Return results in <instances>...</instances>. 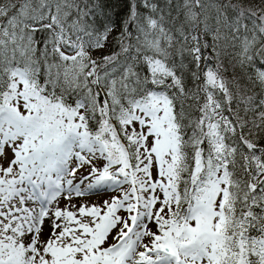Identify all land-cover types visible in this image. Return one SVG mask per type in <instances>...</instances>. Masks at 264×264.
Instances as JSON below:
<instances>
[{"label": "snow or ice", "instance_id": "snow-or-ice-1", "mask_svg": "<svg viewBox=\"0 0 264 264\" xmlns=\"http://www.w3.org/2000/svg\"><path fill=\"white\" fill-rule=\"evenodd\" d=\"M124 8L0 0V264H264V0Z\"/></svg>", "mask_w": 264, "mask_h": 264}, {"label": "trees", "instance_id": "trees-1", "mask_svg": "<svg viewBox=\"0 0 264 264\" xmlns=\"http://www.w3.org/2000/svg\"><path fill=\"white\" fill-rule=\"evenodd\" d=\"M124 3L125 0H101L103 14H99L95 17H89V20L91 21L95 19L97 27H101V25L109 21L116 23L118 26V22L125 15ZM105 51H107V49H105Z\"/></svg>", "mask_w": 264, "mask_h": 264}, {"label": "rangeland", "instance_id": "rangeland-1", "mask_svg": "<svg viewBox=\"0 0 264 264\" xmlns=\"http://www.w3.org/2000/svg\"><path fill=\"white\" fill-rule=\"evenodd\" d=\"M92 199H93V200H96V199H98V197H93Z\"/></svg>", "mask_w": 264, "mask_h": 264}]
</instances>
